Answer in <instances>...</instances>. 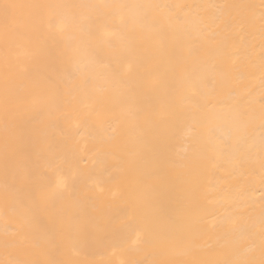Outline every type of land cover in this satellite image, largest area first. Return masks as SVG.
Masks as SVG:
<instances>
[{
    "label": "bare ground",
    "instance_id": "bare-ground-1",
    "mask_svg": "<svg viewBox=\"0 0 264 264\" xmlns=\"http://www.w3.org/2000/svg\"><path fill=\"white\" fill-rule=\"evenodd\" d=\"M0 264H264V0H0Z\"/></svg>",
    "mask_w": 264,
    "mask_h": 264
}]
</instances>
